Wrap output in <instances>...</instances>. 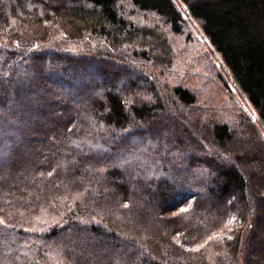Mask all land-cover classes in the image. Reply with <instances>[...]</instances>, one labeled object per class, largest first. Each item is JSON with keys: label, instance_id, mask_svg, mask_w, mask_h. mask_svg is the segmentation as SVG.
<instances>
[{"label": "trees", "instance_id": "16d2710c", "mask_svg": "<svg viewBox=\"0 0 264 264\" xmlns=\"http://www.w3.org/2000/svg\"><path fill=\"white\" fill-rule=\"evenodd\" d=\"M180 2L264 124V0ZM126 4L185 31L173 0H0V264H264V143L166 91Z\"/></svg>", "mask_w": 264, "mask_h": 264}, {"label": "rangeland", "instance_id": "374dc122", "mask_svg": "<svg viewBox=\"0 0 264 264\" xmlns=\"http://www.w3.org/2000/svg\"><path fill=\"white\" fill-rule=\"evenodd\" d=\"M43 1L51 5L56 3V0ZM173 1L185 21V31L181 35L168 34L167 25L157 16L136 11L130 5H125L128 19L163 38L164 42L161 44L163 51L160 47L154 55L159 60L167 62L165 64L152 62L150 71L158 76L165 89L168 88L167 92L176 86H183L193 91L197 97L194 110L204 119L210 118L216 122L228 123L238 134L253 130L264 143V124L246 95L238 87L220 54L205 36L201 23L190 15L186 5L180 0ZM48 30L45 23L30 21V31L27 35L30 39L42 38ZM164 46L168 48L167 56ZM189 110L192 111V108ZM230 236L232 239L233 235Z\"/></svg>", "mask_w": 264, "mask_h": 264}]
</instances>
